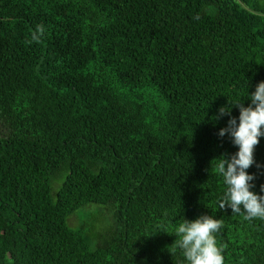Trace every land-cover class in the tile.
Instances as JSON below:
<instances>
[{"label": "trees", "instance_id": "obj_1", "mask_svg": "<svg viewBox=\"0 0 264 264\" xmlns=\"http://www.w3.org/2000/svg\"><path fill=\"white\" fill-rule=\"evenodd\" d=\"M261 81L264 0H0V264H187L170 246L201 215L224 264H264L218 172ZM254 161L264 195V136ZM92 205L103 230L69 225Z\"/></svg>", "mask_w": 264, "mask_h": 264}, {"label": "clouds", "instance_id": "obj_2", "mask_svg": "<svg viewBox=\"0 0 264 264\" xmlns=\"http://www.w3.org/2000/svg\"><path fill=\"white\" fill-rule=\"evenodd\" d=\"M37 32H44L42 25H37ZM36 38L34 34L33 39ZM249 99L251 103L247 107L242 103L235 104L239 108L238 123L236 118L230 116L229 108L219 109L220 116L229 115L230 118L227 127L218 133L220 137L228 134L232 143L238 146V151L228 159L221 156L218 165V172L227 186L219 208L224 209L227 205L233 214H245V219L264 218V195L250 191L254 187L250 182L255 177L246 171L255 163L254 149L259 138L264 136V81L256 85ZM261 192H264V185ZM222 227L223 220L209 215H201L192 221L183 219L176 228L175 236L178 239L170 246L172 252L177 247L181 249L187 264H224L223 249L217 246L214 235Z\"/></svg>", "mask_w": 264, "mask_h": 264}, {"label": "rangeland", "instance_id": "obj_3", "mask_svg": "<svg viewBox=\"0 0 264 264\" xmlns=\"http://www.w3.org/2000/svg\"><path fill=\"white\" fill-rule=\"evenodd\" d=\"M80 214V215H79ZM81 223H86V231L90 235L97 234L98 231L103 230L107 226L109 219V214L105 211V208L101 206L92 205L89 208L85 209V213L79 212L76 215H73L69 218L68 223L71 227H77L79 225V218Z\"/></svg>", "mask_w": 264, "mask_h": 264}]
</instances>
